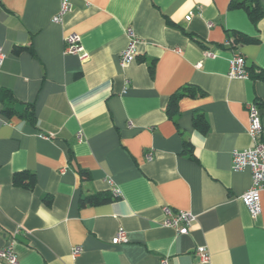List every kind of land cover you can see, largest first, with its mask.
Masks as SVG:
<instances>
[{
    "label": "crops",
    "instance_id": "crops-1",
    "mask_svg": "<svg viewBox=\"0 0 264 264\" xmlns=\"http://www.w3.org/2000/svg\"><path fill=\"white\" fill-rule=\"evenodd\" d=\"M232 1L71 0L54 23L59 0H0V250L13 243L16 264H202L204 247L207 264H264V191L252 219L240 199L251 173L231 170L232 153L252 147L248 104L264 143V15L254 26ZM128 28L139 42L122 67ZM233 32L253 42L235 45ZM71 34L85 61L63 54ZM235 53L251 76L228 77ZM184 86L194 97L171 120ZM10 106H32L36 125L4 118ZM20 172L32 190L12 184ZM92 194L114 199L82 207ZM163 206L195 216L186 235L164 226ZM118 232L126 242L113 244Z\"/></svg>",
    "mask_w": 264,
    "mask_h": 264
},
{
    "label": "built area",
    "instance_id": "built-area-1",
    "mask_svg": "<svg viewBox=\"0 0 264 264\" xmlns=\"http://www.w3.org/2000/svg\"><path fill=\"white\" fill-rule=\"evenodd\" d=\"M71 0H59L58 13L53 17L54 23H60L63 17L71 11ZM191 13L186 17L190 20ZM126 36L128 44L126 48L120 53V65L126 67L132 63L136 58V45L138 39L131 29L126 30ZM63 54L72 55L78 57L80 60L85 61L87 54L84 51L80 37L75 34L68 35L63 40ZM205 57H214L209 52H204ZM5 53L3 48L0 47V67L5 60ZM249 76L245 69L243 58L235 53L229 62L228 77L230 78H247ZM248 134L250 136L252 147L243 151L235 150L231 156V170L233 172H239L248 169L251 173V188L247 190L242 196L241 201L248 210V213L252 219H256L260 215V193L264 191V143L261 142L259 136L262 132V126L260 122V112L258 107L254 104H248ZM147 160H151L150 154L146 155ZM115 195L117 192L114 190ZM162 216L164 218V226L171 227L179 234L186 235L190 226L195 222L196 218L192 214L184 211H173L168 206H163L161 209ZM126 242V237L123 232H118L115 238L112 240L113 244ZM78 250H74L76 254ZM194 258L202 263L207 264L209 262V254L204 247H197L193 253ZM0 260L5 264H16L17 259L13 252V243L8 244L5 248L0 250ZM161 264H166V260H162Z\"/></svg>",
    "mask_w": 264,
    "mask_h": 264
},
{
    "label": "trees",
    "instance_id": "trees-1",
    "mask_svg": "<svg viewBox=\"0 0 264 264\" xmlns=\"http://www.w3.org/2000/svg\"><path fill=\"white\" fill-rule=\"evenodd\" d=\"M230 9H242L248 16V19L250 22L255 26L258 21L263 17L264 11L261 7L260 0H242V1H232L229 5ZM233 37V42L235 45H240V44H247V43H252L253 40L249 37H246L240 33L233 32L232 33ZM200 46L202 44L200 42H197ZM251 76V74H249ZM3 97L10 98V95L8 92H3L2 93ZM9 95V96H8ZM184 97H189L192 98L194 97V90L190 86H184L175 93L174 95L171 96L169 99V102L166 106V115L168 116L169 119L173 120L174 117L178 113V103L179 101L184 98ZM10 101L13 102V99H9ZM1 115L9 119L12 116L19 115L21 118H24L25 120L28 121V123L32 126L36 125V117L34 114V108L32 106H27L22 113H18L16 109H14L13 106L10 107H5L1 111ZM192 124L195 129H198L202 134H205L208 130L207 123L204 119V117L200 114H194L192 118ZM186 148L189 153H191V146L186 145ZM83 177H85V174H82ZM12 184L16 187L25 189V190H32L35 186V178L34 175L28 173V172H20L16 173L12 176ZM113 197H111L109 194H92L83 197L80 199V205L83 206H97V205H102V204H107L113 201ZM44 203L46 205H49L50 201L46 197L44 199Z\"/></svg>",
    "mask_w": 264,
    "mask_h": 264
},
{
    "label": "rangeland",
    "instance_id": "rangeland-1",
    "mask_svg": "<svg viewBox=\"0 0 264 264\" xmlns=\"http://www.w3.org/2000/svg\"><path fill=\"white\" fill-rule=\"evenodd\" d=\"M3 65V64H2Z\"/></svg>",
    "mask_w": 264,
    "mask_h": 264
}]
</instances>
